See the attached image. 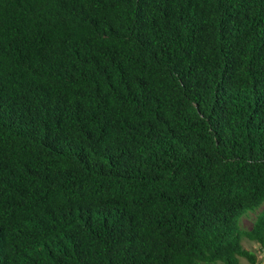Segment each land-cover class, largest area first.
<instances>
[{"label": "trees", "instance_id": "trees-1", "mask_svg": "<svg viewBox=\"0 0 264 264\" xmlns=\"http://www.w3.org/2000/svg\"><path fill=\"white\" fill-rule=\"evenodd\" d=\"M263 204L264 0H0V264H262Z\"/></svg>", "mask_w": 264, "mask_h": 264}, {"label": "rangeland", "instance_id": "rangeland-1", "mask_svg": "<svg viewBox=\"0 0 264 264\" xmlns=\"http://www.w3.org/2000/svg\"><path fill=\"white\" fill-rule=\"evenodd\" d=\"M264 205V204H263ZM261 207H259L260 209ZM255 217V211H249L246 215L240 218V226L243 228H249L252 225V221ZM242 244L247 249L254 252L256 256V261L264 264V246H261L254 240H251L247 237L242 238ZM243 264H250L246 258H240Z\"/></svg>", "mask_w": 264, "mask_h": 264}]
</instances>
